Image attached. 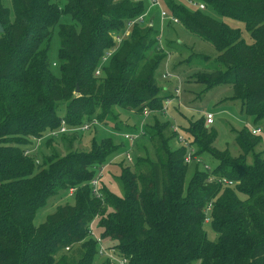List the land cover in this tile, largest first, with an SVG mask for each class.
<instances>
[{"label":"trees","instance_id":"obj_1","mask_svg":"<svg viewBox=\"0 0 264 264\" xmlns=\"http://www.w3.org/2000/svg\"><path fill=\"white\" fill-rule=\"evenodd\" d=\"M57 1L11 0V22L0 0V264H94L100 257L90 236L95 219L106 248L129 264H264V151L256 152L261 140L248 128L238 131L241 154L235 157L214 147L215 135L205 118L189 122L185 136L195 147L194 156L218 163L208 171L194 161L195 173L187 179V149L172 147L178 137L174 125L159 119L165 117L167 99H175L155 75L167 50L152 23L128 27L143 16L145 2L64 0V13L81 29L60 25L57 78L50 54L52 32L63 14ZM193 1L242 21L253 44L204 10L190 11L166 0L182 27L218 52L222 68L197 73L192 80L205 90L231 85V100L240 101L242 111L259 122L264 119V0ZM126 28L132 30L129 37L100 68L107 50L116 46L111 33ZM61 106L64 116L58 114ZM113 107L151 113L144 131L154 153L153 158H137L133 169L121 165L123 197L99 183L98 198L91 183L117 147L110 140H93L89 152H76L73 143L88 122L117 120ZM63 121L70 132L51 135V153L41 163L26 155L32 139L60 131ZM58 136L68 138L62 155L51 144ZM222 178L232 186L220 184ZM70 189L76 191L74 203L59 206L44 224L34 226L48 198ZM207 220L216 241L208 238Z\"/></svg>","mask_w":264,"mask_h":264},{"label":"rangeland","instance_id":"obj_2","mask_svg":"<svg viewBox=\"0 0 264 264\" xmlns=\"http://www.w3.org/2000/svg\"><path fill=\"white\" fill-rule=\"evenodd\" d=\"M145 2V13L143 14L144 20L147 24L152 23L155 29L160 35L161 44L164 49L167 50L166 58L159 64V68L156 71V78L160 82L171 83L170 93L173 95L172 90L180 87V95L174 99L171 105L168 107V116H159V119L164 122H170L174 126L179 128V132L182 136H185V129L189 126V122H198L200 119L205 118L207 114H213V124L208 127L209 131L215 135L214 147L221 151H227L230 155L238 157L241 154L240 148L235 140L238 131L245 128L253 130H259L260 132L256 135L261 140L260 145L256 148V152L264 151V119L257 123L253 122V119L248 116L241 109V102L231 100L234 96L233 88L231 85H217L210 90H205V86L200 83H195L192 80L193 75L200 72H209L217 70L219 67L216 58L218 52L208 43L203 41L198 36L187 32L182 25H176L169 18L163 20L160 16V11H166L169 16H172L166 0H159L161 7L152 6L150 3ZM176 4H182L190 11L198 9L199 3L193 0H172ZM58 7L63 12L58 25L53 29L51 36V63L52 71L55 77L59 78L61 74L59 64V49L61 47V38H59L60 25L75 26L79 31L81 26L72 17L66 13L65 1L58 0ZM4 7L10 13L11 22L14 19V9L11 5V0H3ZM204 13L221 23L229 25L233 29H238L242 32V38L249 45L253 44V40L250 33L247 32L245 24L241 21H236L231 18H224L220 16L214 9H206ZM132 30L124 29L119 33H111V36L116 40L117 37H122L123 40L120 43H116L115 48L107 51L105 56L109 53V57L105 60L102 59L100 68L107 66L116 53V51L122 45L127 37H129ZM125 39V40H124ZM169 46V47H168ZM205 55L209 57V60L201 59L199 55ZM105 58V57H104ZM54 64V65H53ZM222 68V67H221ZM172 74V77L163 79L165 74ZM169 74V75H170ZM65 107L61 106L58 114L64 116ZM112 113L118 116L117 120L111 117L103 122L96 119L87 124L90 126L88 131H77L78 135L74 141V151L89 152L91 149L92 141L95 140L97 143L102 141L110 140L112 144L117 147L116 152L108 156L107 163L101 170L98 171V178L100 184L104 185L107 190L119 197H123L124 191L119 182L121 173V165L130 166L134 168V164L137 158H153V145L149 142V138L145 134V128L148 124H151V113L143 115L136 113L131 109L113 107ZM119 122V127H115V123ZM86 123V122H85ZM143 132V133H141ZM135 142H131L125 138V135H138ZM144 134V135H143ZM186 137V136H185ZM52 138L51 134H47L43 139H32V143L29 146L31 156L41 163V158L51 153L52 148L47 146L48 140ZM52 146L55 147L56 151L62 155L67 152V140L61 137H55ZM173 148L182 147V144L177 139L171 141ZM127 153L130 155V162L126 157ZM264 154V153H263ZM200 159V158H199ZM201 164L198 167L204 169L208 167L211 171L215 168L218 161L212 159L209 156L201 157ZM251 161V158L248 159ZM196 164L191 163L187 169V179H190L195 173ZM99 184V186H100ZM100 188V187H99ZM75 201V196H70L67 190L60 191L57 195L49 197L41 208H39L34 216L33 225L36 227L44 224L49 215L56 212L59 206L64 204L72 205ZM99 221L95 219V222L91 225V230L94 235L99 236L98 230ZM205 231L208 234V238L211 241L217 240V234L212 230L210 221L207 220L205 224ZM105 247L109 245L105 242ZM102 259L97 257L94 264H100ZM199 264V263H195Z\"/></svg>","mask_w":264,"mask_h":264},{"label":"built area","instance_id":"obj_3","mask_svg":"<svg viewBox=\"0 0 264 264\" xmlns=\"http://www.w3.org/2000/svg\"><path fill=\"white\" fill-rule=\"evenodd\" d=\"M136 1H141V0H136ZM148 3H150L152 6H155V7H161L160 5V2L159 0H144ZM198 9L199 10H204L205 9V6L204 4L202 3H199L198 5ZM160 16L163 20H165V18H169L170 21H172L174 24L176 25H180V21L178 19H176L174 16H169L166 11H160ZM145 20H144V16H140L138 17L137 19H134V21H131L128 25V27H133L135 25V23H144ZM123 40V36L122 37H117L116 38V42L117 43H120L121 41ZM109 53L105 56V58L103 57V60L106 59V57H109ZM100 74V71H97V75ZM170 74V73H169ZM168 73L165 74L163 76V79H167L168 77H172V74L169 75ZM173 94L175 96V99L179 97L180 95V87L178 88H175V90L173 91ZM172 100L174 99H167L166 103H165V106L163 108V115L166 117L168 116V107L169 105L172 103ZM146 114H149V112L147 110L144 111ZM213 119H214V116L213 114H207L206 115V125L208 127L212 126L213 124ZM90 128V126L88 124H85L83 125L81 128H79L78 130H83V131H88ZM60 131L58 132H55V133H51L52 136H57V135H61L62 133H67V132H70V130H68L67 126L65 125V122L63 121L62 122V125H61V128L59 129ZM173 130L174 132H176L178 134V137H177V140L178 142H180L182 144V147H186L187 149V152H186V155H185V162L187 164H191L193 163L194 161H196L197 163H201V157L200 159L196 156H194L195 154V147L192 145L191 141L189 139H187L185 136H182L178 130L177 127H173ZM76 130H73L72 132H75ZM260 131L259 130H253L252 131V134L254 135H257ZM142 133V132H141ZM139 133L138 135H125V138L130 140L131 142H135V140L138 139V137L140 136ZM29 155L30 152H26V155ZM130 162L132 161V159H130V155L129 153H127V157H126ZM38 163V162H37ZM205 170H209L208 167H204ZM209 181H213V178H209ZM220 184L222 185H227V186H232V181H228L227 179L225 178H222V179H218L217 180ZM99 178H96L94 179V181H92L91 183V186H92V190H93V195H95L96 197L100 198L101 197V192L99 190ZM69 191V194L70 196H74L75 194V189H70L68 190ZM90 236H92L93 238L96 239L97 243H98V255L101 257V258H104L106 260H109L110 261V264H129V259H125V258H122L119 256V253L118 251L114 250V249H107L105 246H104V243L103 241L99 238V236H96L94 235V233L92 232V230H90Z\"/></svg>","mask_w":264,"mask_h":264},{"label":"crops","instance_id":"obj_4","mask_svg":"<svg viewBox=\"0 0 264 264\" xmlns=\"http://www.w3.org/2000/svg\"><path fill=\"white\" fill-rule=\"evenodd\" d=\"M159 84H160V86L163 88V90H164V92H169L170 91V87H171V83H166V81L165 82H159ZM172 93H173V90H172ZM173 101V100H172ZM171 105V104H170ZM169 105V106H170ZM179 147V146H178Z\"/></svg>","mask_w":264,"mask_h":264},{"label":"water","instance_id":"obj_5","mask_svg":"<svg viewBox=\"0 0 264 264\" xmlns=\"http://www.w3.org/2000/svg\"><path fill=\"white\" fill-rule=\"evenodd\" d=\"M0 29H1V31H3V28L1 25H0ZM78 92H79V89L77 88L76 93H78Z\"/></svg>","mask_w":264,"mask_h":264},{"label":"bare ground","instance_id":"obj_6","mask_svg":"<svg viewBox=\"0 0 264 264\" xmlns=\"http://www.w3.org/2000/svg\"><path fill=\"white\" fill-rule=\"evenodd\" d=\"M116 43H117V42H116ZM110 50H111V49H110ZM107 51H109V50H107ZM81 127H82V126H81ZM81 127H80V128H81ZM173 127H176V126H173ZM142 133H143V132H142ZM175 133H176V132H175Z\"/></svg>","mask_w":264,"mask_h":264}]
</instances>
